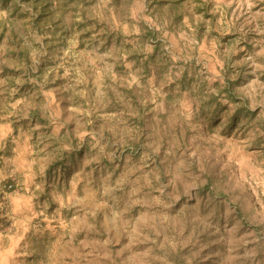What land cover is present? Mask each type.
<instances>
[{"label": "rangeland", "instance_id": "rangeland-1", "mask_svg": "<svg viewBox=\"0 0 264 264\" xmlns=\"http://www.w3.org/2000/svg\"><path fill=\"white\" fill-rule=\"evenodd\" d=\"M45 1L0 0V264H264V0Z\"/></svg>", "mask_w": 264, "mask_h": 264}, {"label": "trees", "instance_id": "trees-1", "mask_svg": "<svg viewBox=\"0 0 264 264\" xmlns=\"http://www.w3.org/2000/svg\"><path fill=\"white\" fill-rule=\"evenodd\" d=\"M35 2L38 4V3H42L43 0H35ZM83 6H80L78 0H67V1H64V2H55V4L51 3V2H48V1H45L43 6L41 5L40 7V10L42 13H45V11H49V9H51L52 6H57L59 9H68L70 11H73V12H76L78 11L80 13V16L83 20V22L87 23V22H90L92 21L90 17H88V14H87V4L83 2ZM61 9V10H62ZM51 12V11H49ZM42 16H45V15H42ZM78 25V24H77Z\"/></svg>", "mask_w": 264, "mask_h": 264}]
</instances>
